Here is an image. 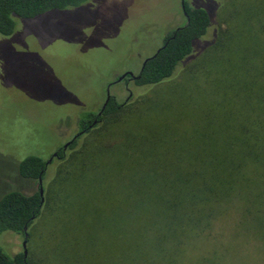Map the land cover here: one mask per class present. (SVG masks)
I'll list each match as a JSON object with an SVG mask.
<instances>
[{"label":"rangeland","instance_id":"obj_1","mask_svg":"<svg viewBox=\"0 0 264 264\" xmlns=\"http://www.w3.org/2000/svg\"><path fill=\"white\" fill-rule=\"evenodd\" d=\"M185 3L207 10L212 26L173 78L154 87L118 79L137 76L165 38L185 26L181 0H91L79 8L18 19L13 35H0V200L12 191L32 195L39 190L38 182L19 175L21 161L53 158L43 181L45 206L27 242L32 264H118L120 205L132 210L137 168H172L179 160L177 167H194L193 154L206 146L203 133L213 130L222 150L226 135L240 129L235 120L230 131L220 129L232 113L243 120L245 94L235 97L236 83L228 82L234 67L221 81L210 61L222 49L225 56L254 55L262 62L264 0ZM219 37L225 47L217 50L211 45ZM112 83L111 96L122 105L119 113L78 137L65 159L53 157L80 132L84 113L100 111ZM151 127L159 130L158 143ZM128 135L123 155L119 144ZM130 135L148 137L145 149L156 150L154 159L138 162L140 152ZM99 148L104 153L91 160L90 153ZM241 217L237 204L228 206L186 245L179 264H209L203 256L212 253L214 264H264V241L243 231ZM260 220L264 224V195ZM23 242L13 232L0 234V248L9 255L23 253Z\"/></svg>","mask_w":264,"mask_h":264},{"label":"trees","instance_id":"obj_2","mask_svg":"<svg viewBox=\"0 0 264 264\" xmlns=\"http://www.w3.org/2000/svg\"><path fill=\"white\" fill-rule=\"evenodd\" d=\"M90 1L0 0V35H13L18 19L31 20L51 11L79 8ZM184 12L187 19L185 26L169 34L162 48L146 60L144 68L137 75L139 79L135 81V86L154 87L172 79L178 67L196 51L195 43L207 35L213 23L209 12L190 8L187 3ZM212 46L218 50L225 47V42L219 37ZM218 51L219 57L210 62L219 69V76L224 77L221 81L228 78L230 65L233 66L235 75L229 77L228 82L236 83L233 87L235 97L239 94H245L246 97L243 120L233 117L232 113L230 121L222 124L220 129L230 131V122L233 120L239 122L240 129L233 135H226L221 150L220 143L216 141L219 137L208 128L200 138L206 146L193 154L194 167H177V164L182 163L179 160L172 168H137L132 210L123 207L127 203L120 205L118 264H179L186 245L210 229L214 219L225 214L232 204L238 206L243 231L264 241V224L260 220L261 199L264 195V55L260 63L254 55L240 58L225 56L222 49ZM121 109L122 105L111 98L100 117L91 112L84 113L79 120L81 136L91 133L96 126L94 122L112 117ZM158 131L153 129L155 143L159 140ZM130 138L134 142L132 146L139 149L138 162L144 164L145 160L154 159L156 150L148 153L145 149L148 137L130 135ZM128 140L129 135L125 142L119 144V152L125 151L123 155L128 153ZM76 143L71 145L72 149ZM99 150L90 153L91 160H96L98 153L105 151L103 148ZM62 151L59 154L61 159H65ZM106 153L115 156L116 152L108 150ZM47 168L48 163L42 158L28 156L19 164V175L39 184L40 179H46ZM44 206L40 184L39 190L32 195L19 191L6 194L0 200V234L13 232L25 240L27 228L30 238L34 223L41 217ZM143 211L149 214H143ZM209 257L203 256L209 264H214L216 254L212 253ZM0 264H32V260L24 252L9 255L0 248Z\"/></svg>","mask_w":264,"mask_h":264},{"label":"water","instance_id":"obj_3","mask_svg":"<svg viewBox=\"0 0 264 264\" xmlns=\"http://www.w3.org/2000/svg\"><path fill=\"white\" fill-rule=\"evenodd\" d=\"M182 1V7H183V10H185V0H181ZM185 13V12H184ZM185 15H186V13H185ZM148 60V59H147ZM146 62L147 61H145V64H146ZM145 64H144V66H145ZM143 66V67H144ZM127 76H130L132 79H134V80H137V79H139V76H135L133 73H127V74H125V75H123L120 79H118V82H121L124 78H126ZM110 98H111V94H110V90H108V93H107V99H106V103H105V107H106V105L109 103V101H110ZM105 107L103 108V110L99 113V116H101L102 114H103V111H104V109H105ZM97 124V122H94V125H96ZM72 144V142H70V143H68L65 147H64V149L66 150L70 145ZM53 157H57V154H54V156ZM53 159V158H52ZM52 159L48 162V164L50 163V162H52ZM39 184H40V195H41V197H42V202L44 203L45 202V199H44V188H43V180L42 179H40L39 180ZM25 231H26V237H25V240H24V242H23V247H24V253H25V256H27L28 255V251H27V242H28V237H29V235H28V233H27V228L25 229Z\"/></svg>","mask_w":264,"mask_h":264},{"label":"flooded vegetation","instance_id":"obj_4","mask_svg":"<svg viewBox=\"0 0 264 264\" xmlns=\"http://www.w3.org/2000/svg\"><path fill=\"white\" fill-rule=\"evenodd\" d=\"M146 61V60H145ZM145 61H144V63H143V65H142V68H141V70L144 68L143 66H144V64H145ZM141 72V71H140ZM126 79H128V80H132L134 83H135V81L136 80H134V79H132L131 77H129V78H124L122 81H124V80H126ZM114 83H112V84H110L109 85V87H108V90H110V87L113 85ZM107 93H108V91H107ZM111 94V93H110ZM107 98V97H106ZM111 98H113L112 96H111ZM110 98V99H111ZM106 103V102H105ZM105 103L103 104V106H102V108L100 109V111L96 114V116L97 117H100L99 116V113L103 110V108L105 107ZM106 108V107H105ZM105 110V109H104ZM80 131V130H79ZM81 134H82V132L80 131L76 136H75V138L72 140V141H70V142H72V144L77 140V138L79 137V136H81ZM69 142V143H70ZM68 149V148H67ZM67 149L65 150L64 149V147L62 148V152H63V155H65L66 154V151H67ZM61 150V149H60ZM60 150L58 151V152H56L55 154H57V157L56 158H58V159H61V155L59 154V152H60Z\"/></svg>","mask_w":264,"mask_h":264}]
</instances>
